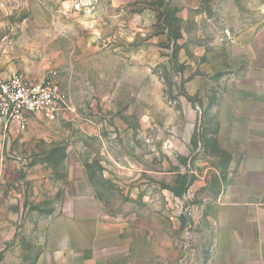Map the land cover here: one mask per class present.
Segmentation results:
<instances>
[{
	"label": "rangeland",
	"instance_id": "rangeland-1",
	"mask_svg": "<svg viewBox=\"0 0 264 264\" xmlns=\"http://www.w3.org/2000/svg\"><path fill=\"white\" fill-rule=\"evenodd\" d=\"M261 52L264 0H0V66L55 73L73 108L0 125V167H51L61 185L75 168L140 264H201L229 179V77Z\"/></svg>",
	"mask_w": 264,
	"mask_h": 264
},
{
	"label": "crops",
	"instance_id": "crops-1",
	"mask_svg": "<svg viewBox=\"0 0 264 264\" xmlns=\"http://www.w3.org/2000/svg\"><path fill=\"white\" fill-rule=\"evenodd\" d=\"M248 60L230 75L220 110L230 172L201 264H264V54ZM67 176L61 185L51 167H0V264H140L134 233L101 222L83 174L69 168Z\"/></svg>",
	"mask_w": 264,
	"mask_h": 264
},
{
	"label": "built area",
	"instance_id": "built-area-1",
	"mask_svg": "<svg viewBox=\"0 0 264 264\" xmlns=\"http://www.w3.org/2000/svg\"><path fill=\"white\" fill-rule=\"evenodd\" d=\"M73 111L70 93L55 73L39 82L0 66V125L11 132L27 130L33 116L55 122Z\"/></svg>",
	"mask_w": 264,
	"mask_h": 264
}]
</instances>
